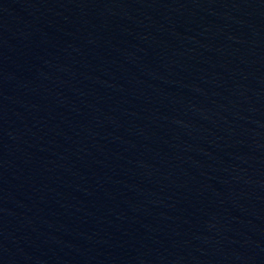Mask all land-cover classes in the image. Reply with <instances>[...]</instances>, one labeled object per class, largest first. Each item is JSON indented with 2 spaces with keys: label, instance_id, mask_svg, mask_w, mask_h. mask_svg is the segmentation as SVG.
Segmentation results:
<instances>
[{
  "label": "water",
  "instance_id": "obj_1",
  "mask_svg": "<svg viewBox=\"0 0 264 264\" xmlns=\"http://www.w3.org/2000/svg\"><path fill=\"white\" fill-rule=\"evenodd\" d=\"M0 264H264V0H0Z\"/></svg>",
  "mask_w": 264,
  "mask_h": 264
}]
</instances>
